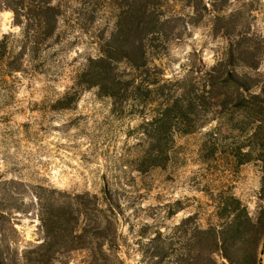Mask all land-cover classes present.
<instances>
[{"label": "rangeland", "instance_id": "rangeland-1", "mask_svg": "<svg viewBox=\"0 0 264 264\" xmlns=\"http://www.w3.org/2000/svg\"><path fill=\"white\" fill-rule=\"evenodd\" d=\"M200 1L196 13L185 0H167L161 7L163 17L178 15L182 21L177 24V38L164 41L165 49L157 53L150 51L149 65L156 67L151 72L158 73L159 79L173 80L203 71L224 57L231 41L258 36L253 40L260 46L259 73L243 68L239 61L230 69L249 76V86L259 93L264 88V41L259 38H264V0ZM55 3L61 9L55 34L36 56L26 53L23 71L10 73L0 82V207L9 212L16 229L7 237L12 247L21 250L40 242L35 196L48 199L49 191L56 189L101 198L107 182L121 198L122 264H179V256L189 257L192 264L193 229L223 226L230 219L226 207L246 208L255 223L230 248L234 264H262L264 146L247 150L251 156L245 162L231 158L237 146L246 144L253 126L244 132L232 126L215 130L210 138L216 153L205 164L200 145L209 139L203 135L208 129L177 135L166 168L139 173L134 163L137 116L112 118L109 100L95 88L77 83L88 60L99 55L101 41L113 30L116 2ZM217 14L225 19H214ZM9 33L20 35L21 29L13 24V13L0 5V40ZM66 93L72 94L70 106H55ZM239 113L246 116L242 110ZM157 231L161 238L153 241ZM157 242L164 256L153 259L148 251ZM82 257L73 253L67 260L80 264ZM65 259L61 256L52 264H63Z\"/></svg>", "mask_w": 264, "mask_h": 264}, {"label": "trees", "instance_id": "trees-1", "mask_svg": "<svg viewBox=\"0 0 264 264\" xmlns=\"http://www.w3.org/2000/svg\"><path fill=\"white\" fill-rule=\"evenodd\" d=\"M55 1L0 0L1 7L13 13V24L21 29L20 35L9 33L0 40V82L10 73L23 71L26 53L36 56L41 45L55 34L61 15ZM185 1L195 13L202 4L200 0ZM115 2L117 13L113 30L101 41L99 55L88 60L77 83L95 88L98 95L108 99L112 118L122 120L137 116L136 171L165 169L171 161L177 135H192L206 129L203 135L209 139H204L200 145L204 164L216 153L210 137L220 127L224 130L232 126L244 132L248 125L253 126L246 144L237 146L236 154H229L238 163L249 160L251 151L247 150L255 145L264 146V88H259L257 93L249 86V76H240L230 69L239 61L243 68L259 73L256 59L260 46L253 40L258 36L231 41L224 57L203 71H191L173 80L159 79L158 73L151 72L156 67L151 69L149 53L151 50L157 53L164 48V41L179 36L175 32L182 17L162 16L160 9L167 0ZM203 9L206 6L203 5ZM214 19L222 20L225 16L217 14ZM259 38L264 41L262 36ZM71 101L72 94L66 93L54 105L67 108ZM230 109L237 113H228ZM241 110L246 116H241ZM212 124L216 126L211 128ZM49 193L48 199L34 197L41 239L37 245L26 249L12 247L7 239L16 229L9 212L0 207V264H52L61 256L66 257L63 264H69L68 257L79 252L83 255L80 264H122L118 231L122 204L117 188L106 182L101 198L56 189ZM224 210L230 219L223 226L193 229L192 264H234L230 248L235 246L236 238L255 223L246 208L226 207ZM160 238L161 232L157 231L153 241ZM148 252L153 259L164 256L158 242ZM178 262L190 264L189 257L179 256Z\"/></svg>", "mask_w": 264, "mask_h": 264}, {"label": "bare ground", "instance_id": "bare-ground-1", "mask_svg": "<svg viewBox=\"0 0 264 264\" xmlns=\"http://www.w3.org/2000/svg\"><path fill=\"white\" fill-rule=\"evenodd\" d=\"M262 264H264V252H263V255H262Z\"/></svg>", "mask_w": 264, "mask_h": 264}]
</instances>
